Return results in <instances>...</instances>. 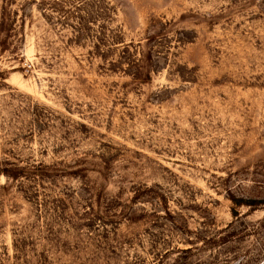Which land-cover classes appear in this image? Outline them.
Segmentation results:
<instances>
[{
	"label": "rangeland",
	"instance_id": "1",
	"mask_svg": "<svg viewBox=\"0 0 264 264\" xmlns=\"http://www.w3.org/2000/svg\"><path fill=\"white\" fill-rule=\"evenodd\" d=\"M0 264H264V0H0Z\"/></svg>",
	"mask_w": 264,
	"mask_h": 264
}]
</instances>
